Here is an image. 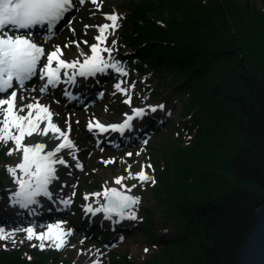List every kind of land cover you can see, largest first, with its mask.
Listing matches in <instances>:
<instances>
[{
  "label": "trees",
  "instance_id": "obj_1",
  "mask_svg": "<svg viewBox=\"0 0 264 264\" xmlns=\"http://www.w3.org/2000/svg\"><path fill=\"white\" fill-rule=\"evenodd\" d=\"M116 8L125 16L132 68L150 69L151 86L171 89L168 96L177 91L181 106L143 221L157 212L174 233L142 264H238L264 196V11L249 0H141ZM157 9L167 11L160 21ZM26 248L0 252V264L64 262L57 250L47 258ZM123 264L138 263L128 257Z\"/></svg>",
  "mask_w": 264,
  "mask_h": 264
},
{
  "label": "snow or ice",
  "instance_id": "obj_2",
  "mask_svg": "<svg viewBox=\"0 0 264 264\" xmlns=\"http://www.w3.org/2000/svg\"><path fill=\"white\" fill-rule=\"evenodd\" d=\"M86 3L99 10L102 0L99 2L98 0H0V150L11 144L13 147L8 149L6 155L15 154L18 157L14 165L5 167L16 186L14 190H10L11 204L21 209H30L33 215L36 214L37 209L32 206L40 205L38 199L40 197L65 206L72 203L74 191L67 199L59 194L54 198V190H50V186L60 180L57 174L58 166L69 168L66 157L75 162L76 169L82 170L83 164L78 159L79 148L70 138L71 124L65 120L66 128L62 129L60 124L54 121L53 118L59 117L60 113L54 112L51 105L41 103L40 97L32 95L37 88L30 82L34 80L43 82L38 89L40 96L43 97L49 94L50 89H56L61 84L75 85L78 77L87 79L98 74L108 75L111 71L118 79L113 85V95L120 93L126 97L123 102L131 105L130 92L134 90L135 82L128 87L122 86L126 81L119 78L127 77L128 69L113 55L117 51V41L112 40L110 45L108 43L109 36L120 27L119 22L122 17L118 13H104L100 24L84 26L85 35L89 34L90 28L94 29L91 34L96 42L88 46L87 53L80 51L77 59L61 58L63 53L60 45L48 47V43L59 29L67 27L73 35L75 34L76 30L72 27L75 20L74 13L80 11ZM72 43L79 50L80 42L73 40ZM82 43L88 44L86 40ZM69 46L71 45H64V47ZM60 91L68 99H78L68 88H61ZM99 95L103 96V93ZM55 102L59 103V100ZM164 107L163 104H159L131 108L130 114L125 113L122 122L118 123L106 120L102 122L92 117L87 123V130L97 136L110 132L123 136L126 130L133 127L134 120L143 118L149 112L162 111ZM143 143L146 144L147 140ZM126 155L131 157L132 153L128 152ZM102 163L107 165L115 163V160H102ZM131 167L128 164L125 168L127 176L114 178L113 183L119 185V188L108 187L105 182L102 191L83 194V199L86 201L83 206L85 215L95 216L97 213H103L104 218L114 224L126 219H138L136 207L140 199L131 195L132 188L137 185L128 187L123 181L135 179L140 186L148 182L155 184L156 181L145 170L151 169V164L141 165L137 173H133ZM67 186V182H62L60 192L62 193ZM72 187L75 188L76 185L73 184ZM92 198H95L96 207H93V203H87ZM114 216L116 220H113ZM66 224L65 220H57L41 226L13 229L11 232L0 227V240L11 239L15 244V235L23 231L28 241L39 242L32 247H39L41 250L46 247L61 250L68 245V238L74 233V229L65 227ZM37 227H43L45 230L38 232ZM261 232L264 235V227ZM254 244L255 238L250 239L249 246ZM144 251L147 252L148 249ZM93 264L100 262L93 261Z\"/></svg>",
  "mask_w": 264,
  "mask_h": 264
},
{
  "label": "rangeland",
  "instance_id": "obj_3",
  "mask_svg": "<svg viewBox=\"0 0 264 264\" xmlns=\"http://www.w3.org/2000/svg\"><path fill=\"white\" fill-rule=\"evenodd\" d=\"M141 0H102L101 8L97 10L90 3H86L78 12H75V20L72 23V27L76 30L75 34L67 28L64 27L57 31L54 38L48 43V47L51 48L52 45H60L62 50V57L66 60L77 59L80 55V51L87 53L89 51V45L95 43L96 41L91 34L94 29H89V34L85 35L84 26L85 25H98L103 21V14L115 12L118 13L122 19L119 24L120 27L115 31L113 35L109 36L108 43L111 44L112 40H116V49L113 53L116 59L122 61L128 69L127 77H120L119 79L125 80L126 83L123 87H128L133 82H135V88L130 92L131 95V105L124 103L126 99L125 96L120 93L113 95L114 88L113 85L118 82L117 77L114 73L109 72V77L103 80L100 88L96 89L95 92L99 91L103 93V96L97 95L96 99H91L87 104L80 107L70 108L67 106V100L63 98L60 92H55V95L47 94L43 97L40 96L38 91L39 87L43 82L39 80H34L30 82L34 84L37 91L32 93L33 96L40 97L41 101L48 104L50 103L51 108L60 113L59 117H54V121L60 124L62 129L66 128L64 124L65 120H68L71 124V134L70 138L74 140L75 144L79 148L77 153L78 159L83 164V169H76L74 167V161L70 158L68 159L69 168L63 166H58V176L60 180L54 182V188L57 192H60V185L62 182H67L68 186L63 189L62 196L67 199L75 192V196L72 197V203L67 206L68 211L65 213V218L61 220L67 221L65 225L66 228L74 229L72 236L68 238V245L57 250L60 253L59 259L63 260L62 264H93V261H99L100 264H123V261L129 257V259L135 260L138 264H142L144 261L152 258L155 254H158L163 246L165 240L170 239L173 236L174 231L169 227H163L159 224L160 218L157 212H153L151 215L152 222L148 225H144V219L147 217L146 207H151L155 200L152 196V189L155 185L148 182L140 186L139 182L135 179H126L123 181L128 187L132 185H137V187L132 188L131 194L139 197L140 203L136 207L137 220H124L121 222L122 225H116L115 229L111 231L114 223L104 218L103 213H97L95 216L91 214L85 215L83 212V206L86 201L83 199L84 193H95L102 191V185L107 182L108 187H117L113 180L115 177L127 176L125 168L130 164L131 171L137 173L141 169V165L151 164V169H145L150 175L155 178L157 170L163 168L164 160L167 158L166 144L171 134L178 131V125L170 123V121H178V114L180 112L181 106L176 100V93L171 92V89H162L156 86H151V80L149 78L150 69L145 70H134L128 56L133 53V49L129 46L123 36L124 31V19L125 16L116 8V6L121 4L134 5L139 3ZM250 2L257 5L262 11H264V5H262L261 0H249ZM99 2V0H98ZM93 12L95 15L93 16ZM166 14L165 9H157L153 11V15L156 18H161L162 14ZM160 21V19H159ZM80 42L79 50L76 49L75 52L69 47H64L65 44H72V41ZM87 41L88 44L82 43V41ZM63 48L67 52L64 54ZM146 67L145 64L142 65ZM101 81V80H100ZM153 83V82H152ZM69 87V86H68ZM93 92L92 95L95 94ZM55 100H59L56 103ZM163 104L165 108L172 104L168 111H164L166 114V119L156 130H153L147 138V143L138 144H116V145H100L93 138L90 132L87 130V123L92 118L95 117L100 121H110L114 122L121 119L124 114L131 110V108L147 107L149 105H159ZM105 109L107 111L105 112ZM162 111L158 110L157 113ZM153 119V118H152ZM79 121V123H77ZM149 126V125H148ZM186 135V139H189V134L186 130H183V137ZM117 145L119 147H117ZM13 147L11 144L3 148V158L0 159V173H4L6 176L4 180V187L0 188V202L1 205L10 202V190L15 189V185L12 181L10 175L6 172L5 167L7 165H14L18 161L17 155L8 156L6 155L9 148ZM103 149V151H101ZM131 152L132 156L128 157L126 153ZM140 153V155H136ZM176 157H172L173 160L169 161V164H174ZM114 159L115 163H110L105 165L102 160ZM178 159H176L177 161ZM126 162V163H125ZM72 174L69 175L68 173ZM165 182L169 185L170 182L165 179ZM240 182H243L240 180ZM75 184L76 187L73 188L72 185ZM53 190L55 191V189ZM95 198L90 199L87 203H93V207L97 205L94 203ZM43 209V208H41ZM8 210V209H7ZM151 211V210H150ZM49 210L42 211L45 213L42 216H38L34 223H8L0 222V227H3L7 232H11L13 229L25 228L28 226H41L47 223L55 222V218L49 214H46ZM152 212V211H151ZM48 215V216H47ZM150 216V215H149ZM25 217H22L24 220ZM95 219L97 224L102 225V231L107 233V237L103 239L100 228L96 230L88 227V221ZM36 230L44 231L43 227H37ZM109 231V233H108ZM123 237V239H121ZM16 243L13 244L11 239L0 240V252L11 251L24 246L26 249H33V244H38L36 240L28 241L26 239V234L23 231L17 232L15 235ZM83 240V244L81 241ZM75 245V247H72ZM144 249H148L147 252ZM44 256H48L49 252L56 249L46 247L41 250L39 247L35 249ZM26 255L33 254V251H25ZM48 258V257H47ZM114 259V260H113ZM50 263V259H47Z\"/></svg>",
  "mask_w": 264,
  "mask_h": 264
},
{
  "label": "water",
  "instance_id": "obj_4",
  "mask_svg": "<svg viewBox=\"0 0 264 264\" xmlns=\"http://www.w3.org/2000/svg\"><path fill=\"white\" fill-rule=\"evenodd\" d=\"M262 227H264V196L262 205L256 209L255 222L241 247L238 264H264V235L261 232ZM253 238H255V244L249 246V241Z\"/></svg>",
  "mask_w": 264,
  "mask_h": 264
},
{
  "label": "bare ground",
  "instance_id": "obj_5",
  "mask_svg": "<svg viewBox=\"0 0 264 264\" xmlns=\"http://www.w3.org/2000/svg\"><path fill=\"white\" fill-rule=\"evenodd\" d=\"M58 88H56V89H50V90H52V91H58L57 90ZM49 95V94H48ZM41 103H44L43 101H41ZM46 104V103H45ZM49 105H50V103H48ZM52 106V105H51ZM53 110V109H52ZM54 112H57L56 110H53ZM46 205H48L47 207H49V206H58V205H62V204H59V203H54L53 201H49L48 199H46V198H44V197H40V205H34V206H32V208H35V209H37V211H40L41 210V208H43V207H46ZM6 208V210L8 209V210H12V211H15V212H13V213H16V214H18V213H29V212H31L30 211V209H21V208H19V206H14V205H12L11 204V202H9V203H7L6 204V206H5ZM7 210V211H8ZM60 214H58V216H57V218H55V220L57 221V220H61V218H60V216H59ZM117 218L114 216L113 217V220H116ZM55 221V222H56Z\"/></svg>",
  "mask_w": 264,
  "mask_h": 264
}]
</instances>
